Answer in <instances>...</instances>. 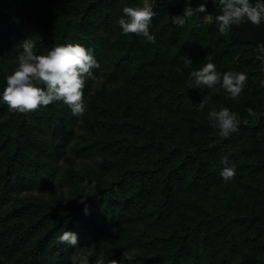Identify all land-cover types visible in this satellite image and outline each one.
<instances>
[{
  "label": "trees",
  "instance_id": "obj_1",
  "mask_svg": "<svg viewBox=\"0 0 264 264\" xmlns=\"http://www.w3.org/2000/svg\"><path fill=\"white\" fill-rule=\"evenodd\" d=\"M144 1L0 0V96L26 39L36 55L80 44L100 64L83 116L62 102L14 114L0 99V264H264L261 46L237 41L234 26L221 36L214 17L174 25L185 9L174 0H154L155 43L122 35L123 8ZM207 63L221 80L246 74L237 99L194 86L190 73ZM222 108L239 119L227 138L207 118ZM63 231L77 234L76 247L57 242Z\"/></svg>",
  "mask_w": 264,
  "mask_h": 264
},
{
  "label": "clouds",
  "instance_id": "obj_2",
  "mask_svg": "<svg viewBox=\"0 0 264 264\" xmlns=\"http://www.w3.org/2000/svg\"><path fill=\"white\" fill-rule=\"evenodd\" d=\"M219 10L222 14L215 17L218 31L221 36L227 35L233 26H240L244 23H251L254 26L264 24V0H219ZM124 16L120 18L118 24L122 29V35L135 34L143 37L150 43H155V36L150 32V25L156 13L148 6L144 7H124ZM201 13H207L206 3H200L197 7L186 6L181 16L171 17L172 23L183 27L193 17H200ZM212 17L206 14L204 21ZM23 52L18 56V67L6 77L7 86L3 90L0 99L7 105L10 113L28 115L35 113L42 108L57 102H62L72 112L74 116H83L86 111L84 103V88L87 80L95 81L97 77L93 69H99L100 64L95 59L92 50L86 49L80 44H67L53 47L47 55H36L34 53L35 42L26 39L20 45ZM207 59H211L210 56ZM185 62L192 64V61L185 57ZM194 81L197 88L207 87L214 91H219L220 87L228 94V99H237L246 86L247 76L243 72L229 71L220 74L216 71L213 63H207L202 68L192 71L189 77ZM44 87H40V86ZM193 85L190 83L189 87ZM207 98L199 104L200 110L204 109ZM250 115H255L252 109H248ZM208 120L211 126L218 129V134L227 138L231 133L238 131L239 119L236 113L228 108L220 111H210ZM99 161V158H98ZM226 166L220 173L224 182H229L235 178V166H227L228 157L222 159ZM87 188V181H85ZM92 187L95 188L93 181ZM85 195L80 199L84 203ZM85 214H88L87 207ZM57 242L71 247L78 245V236L71 231H63L57 237ZM75 264L76 257L70 258ZM80 264H89L87 257L80 258ZM96 264H105L101 256L96 260ZM109 264H118L112 260Z\"/></svg>",
  "mask_w": 264,
  "mask_h": 264
},
{
  "label": "water",
  "instance_id": "obj_3",
  "mask_svg": "<svg viewBox=\"0 0 264 264\" xmlns=\"http://www.w3.org/2000/svg\"><path fill=\"white\" fill-rule=\"evenodd\" d=\"M217 7L219 6L207 7V13H209L214 18L217 15L222 14L221 10H219ZM234 27L238 32L236 39L237 41L254 46H261L264 48V24L257 27L251 23H244L240 26L234 25Z\"/></svg>",
  "mask_w": 264,
  "mask_h": 264
},
{
  "label": "rangeland",
  "instance_id": "obj_4",
  "mask_svg": "<svg viewBox=\"0 0 264 264\" xmlns=\"http://www.w3.org/2000/svg\"><path fill=\"white\" fill-rule=\"evenodd\" d=\"M176 3H179L183 6H191L193 8L197 7L199 4H200V0H174ZM144 6H148L150 7L151 9H153V6H154V0H145L144 1ZM208 14V13H206ZM205 13H201V18L203 19V17L206 15ZM212 18L210 17L208 21H211ZM260 52L262 53L263 55V62H264V48L260 47L259 48ZM8 68V67H6ZM55 192L61 194L63 193L65 195V197H69L70 196V189L69 188H65L63 190H61L59 187H56L55 189ZM54 192V193H55ZM36 194H39L40 193V190H37L35 191ZM54 193H48L46 196H50V197H53L54 196ZM45 195V193H44Z\"/></svg>",
  "mask_w": 264,
  "mask_h": 264
}]
</instances>
